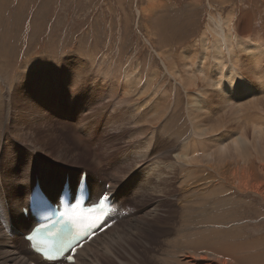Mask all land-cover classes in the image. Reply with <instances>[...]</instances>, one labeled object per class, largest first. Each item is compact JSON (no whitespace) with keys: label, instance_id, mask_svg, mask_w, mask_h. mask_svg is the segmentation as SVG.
<instances>
[{"label":"bare ground","instance_id":"obj_1","mask_svg":"<svg viewBox=\"0 0 264 264\" xmlns=\"http://www.w3.org/2000/svg\"><path fill=\"white\" fill-rule=\"evenodd\" d=\"M247 17L236 23L209 18L213 26L200 36L203 58L212 49L229 68L218 63L207 74L202 66L183 61L178 66L172 60L163 80L155 74L105 81L107 97L115 98L110 119L120 122L110 131L121 134L125 149L114 162L98 154L95 140L92 147L77 139L71 146L59 132L45 139L42 126L34 123L42 119L44 105L55 107L60 63L51 75L41 59L29 66L35 75L0 77L5 87L0 93V264H51L23 240L33 226L23 210L35 184L52 199L66 179L75 191L83 166L68 163L71 159L96 166L101 177L86 173L91 202L107 194L114 208L108 228L76 251L74 264H236L235 256L199 240H207L214 231L207 229L222 223L217 205L223 199L214 196L224 190L253 194L264 205V24H256L257 35H250ZM182 55L186 59L189 51ZM63 81L74 85L76 77ZM165 84L174 85L175 98Z\"/></svg>","mask_w":264,"mask_h":264},{"label":"rangeland","instance_id":"obj_2","mask_svg":"<svg viewBox=\"0 0 264 264\" xmlns=\"http://www.w3.org/2000/svg\"><path fill=\"white\" fill-rule=\"evenodd\" d=\"M243 16H248L251 22L249 34L257 35L255 25L264 24V0H0V77L11 81L20 75H35L37 72L29 66L41 59L47 63L45 71L51 75L55 65L60 63V86L54 94L53 114L49 113V103H52L49 102L47 107L41 108L42 119L34 123L42 126L41 134L45 139L59 132L57 136L71 146L74 139L90 147L95 140L99 144L98 154L114 162L125 149L119 144L121 134L110 131L120 122L110 119L109 103L115 98L107 97L105 81L124 77L151 79L155 74L163 80L172 60L178 66L182 61L191 67L202 66L207 74L218 63H222L224 69L229 68L228 60H218L212 49L206 51L203 58L199 39L206 28L213 26L209 25V18L232 19V23H236ZM208 37L212 41L210 34ZM186 50L189 57L185 59L182 54ZM85 73L86 78L75 90L73 85L63 81V78H77ZM102 78H106L104 83ZM2 83L1 80L0 93L5 91ZM173 88L174 85L165 84V90L175 98L178 93H172ZM179 98L182 100V94ZM170 124L181 127L179 120H172ZM123 129L127 131L126 127ZM68 163L82 164L83 172L95 174L94 178L101 177L90 160L89 164L86 160L74 159ZM65 166L68 170L72 168ZM224 191L214 196L216 200L227 199L217 205L223 216L222 223L209 227L207 230L214 231L206 235L207 240L199 241L207 248L235 256L236 264H264L261 199L249 193L243 196L235 190H232L234 193Z\"/></svg>","mask_w":264,"mask_h":264},{"label":"snow or ice","instance_id":"obj_3","mask_svg":"<svg viewBox=\"0 0 264 264\" xmlns=\"http://www.w3.org/2000/svg\"><path fill=\"white\" fill-rule=\"evenodd\" d=\"M86 76H87L86 73L77 76L76 81L74 82L73 85L74 90L84 81ZM107 188L108 186L106 185V189ZM109 199H110L109 195L101 194V196L98 198L97 205L90 208L87 213L89 216L96 213H98V215H95V218L90 223H87L86 226L82 224H77L75 226V230L69 231L62 239L59 240V243L56 246L50 249L46 247H40L39 250L42 253V255L46 259L52 260L62 256L66 252L74 251L73 246L79 240H81L89 232L90 229L96 228L97 224L103 219L106 202ZM41 231H42L41 228L33 226L32 229L25 236L26 241L29 242V244L36 242V246H39V242L37 241V236ZM67 260H68V264H74L73 255H68Z\"/></svg>","mask_w":264,"mask_h":264}]
</instances>
